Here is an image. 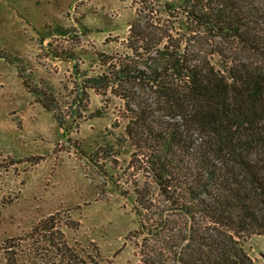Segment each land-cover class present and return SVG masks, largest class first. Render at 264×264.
<instances>
[{"label":"trees","instance_id":"obj_1","mask_svg":"<svg viewBox=\"0 0 264 264\" xmlns=\"http://www.w3.org/2000/svg\"><path fill=\"white\" fill-rule=\"evenodd\" d=\"M178 8L185 23L176 44L163 22L137 15L127 53L98 61L76 101L108 93L132 116L125 138L161 198L154 204L134 191L139 264H253L241 241L264 240V0H181ZM214 57L220 71L208 63ZM16 62L22 87L63 128L53 88ZM63 217L51 214L6 240L4 264H98L67 244L62 228L73 221Z\"/></svg>","mask_w":264,"mask_h":264},{"label":"rangeland","instance_id":"obj_2","mask_svg":"<svg viewBox=\"0 0 264 264\" xmlns=\"http://www.w3.org/2000/svg\"><path fill=\"white\" fill-rule=\"evenodd\" d=\"M153 1L0 0V264L6 240L24 237L56 212L73 221L62 231L81 257L139 264L136 247L144 236L134 191L145 190L154 204L161 198L125 138L132 116L108 93L88 91V102L82 96L79 104L76 97L83 78L99 73L98 61L127 53V31L137 15L163 22L177 43L185 23L181 0ZM6 56L15 63L5 62ZM16 61L31 68L32 82L41 79L53 88L63 128L22 87ZM208 63L222 69L215 57ZM241 247L253 264H264L263 238H246ZM9 253L26 255L15 248ZM20 264L30 263L21 258Z\"/></svg>","mask_w":264,"mask_h":264}]
</instances>
